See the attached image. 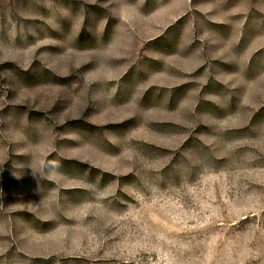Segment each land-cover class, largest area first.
Masks as SVG:
<instances>
[{"label":"rangeland","instance_id":"obj_1","mask_svg":"<svg viewBox=\"0 0 264 264\" xmlns=\"http://www.w3.org/2000/svg\"><path fill=\"white\" fill-rule=\"evenodd\" d=\"M0 264H264V0H0Z\"/></svg>","mask_w":264,"mask_h":264}]
</instances>
